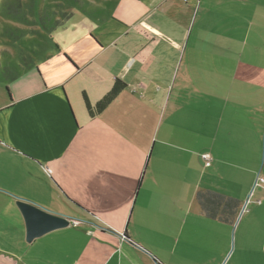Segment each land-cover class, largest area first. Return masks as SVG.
Masks as SVG:
<instances>
[{
  "label": "crops",
  "instance_id": "1",
  "mask_svg": "<svg viewBox=\"0 0 264 264\" xmlns=\"http://www.w3.org/2000/svg\"><path fill=\"white\" fill-rule=\"evenodd\" d=\"M49 5L38 61L0 74V264H264V0H34L42 25ZM60 162L62 207L37 202ZM19 197L81 223L28 242Z\"/></svg>",
  "mask_w": 264,
  "mask_h": 264
},
{
  "label": "rangeland",
  "instance_id": "2",
  "mask_svg": "<svg viewBox=\"0 0 264 264\" xmlns=\"http://www.w3.org/2000/svg\"><path fill=\"white\" fill-rule=\"evenodd\" d=\"M18 1H27L29 5L19 7ZM59 8L55 5H49V17L53 16L52 22L49 20L46 22L50 23L49 26L38 22L40 21L39 10L34 9V0H0V74L5 72L3 67H17L19 63H22L21 59L23 58H26L27 61L31 58L36 62L38 61V54L42 53L43 49L47 48L46 45L49 44V40L41 34V29L45 30L46 27H53L54 23H56L55 20L59 22L65 21V15ZM57 11L59 12L58 14H56ZM11 86L13 88L14 85L11 84ZM6 88H9V86L0 80L1 93L5 94ZM48 163L50 164L51 161H48ZM54 164L52 163V166L56 171L57 167ZM71 179L68 167L62 162H60L58 167L56 178L51 177L44 170V167L41 170L38 168V185H43L49 190L43 192L44 198L48 197V199H42L43 197L38 193H32V195L37 202L42 201L46 204L62 207L54 195L53 188H50L49 185H72ZM65 195L67 196L66 193ZM25 199L36 203L33 199ZM80 206L82 207V205ZM37 249L38 243L30 251L34 253ZM30 264H33V261Z\"/></svg>",
  "mask_w": 264,
  "mask_h": 264
},
{
  "label": "trees",
  "instance_id": "3",
  "mask_svg": "<svg viewBox=\"0 0 264 264\" xmlns=\"http://www.w3.org/2000/svg\"><path fill=\"white\" fill-rule=\"evenodd\" d=\"M127 84L117 78L109 92L98 102L92 104L84 94V102L90 117L101 114L126 88ZM196 201L206 216L226 222H233L237 216L240 202L238 199L212 190H199ZM79 206V205H78Z\"/></svg>",
  "mask_w": 264,
  "mask_h": 264
},
{
  "label": "water",
  "instance_id": "4",
  "mask_svg": "<svg viewBox=\"0 0 264 264\" xmlns=\"http://www.w3.org/2000/svg\"><path fill=\"white\" fill-rule=\"evenodd\" d=\"M16 204L24 217L28 242L51 231L68 227L74 220L21 197L17 199Z\"/></svg>",
  "mask_w": 264,
  "mask_h": 264
},
{
  "label": "built area",
  "instance_id": "5",
  "mask_svg": "<svg viewBox=\"0 0 264 264\" xmlns=\"http://www.w3.org/2000/svg\"><path fill=\"white\" fill-rule=\"evenodd\" d=\"M203 159L205 160V164L207 166L210 165V162H211V156H210V154L204 153L203 154ZM257 182L264 185V176L258 175ZM71 223H72V225L77 226V225H79L81 223V221H79V220H73Z\"/></svg>",
  "mask_w": 264,
  "mask_h": 264
}]
</instances>
